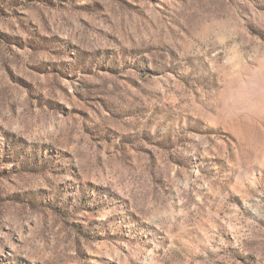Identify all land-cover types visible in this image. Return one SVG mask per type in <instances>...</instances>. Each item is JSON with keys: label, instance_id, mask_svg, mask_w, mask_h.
<instances>
[{"label": "rangeland", "instance_id": "374dc122", "mask_svg": "<svg viewBox=\"0 0 264 264\" xmlns=\"http://www.w3.org/2000/svg\"><path fill=\"white\" fill-rule=\"evenodd\" d=\"M0 264H264V0H0Z\"/></svg>", "mask_w": 264, "mask_h": 264}]
</instances>
